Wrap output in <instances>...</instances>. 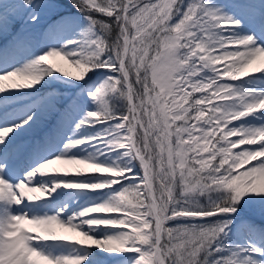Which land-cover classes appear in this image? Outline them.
Returning a JSON list of instances; mask_svg holds the SVG:
<instances>
[{
    "label": "snow or ice",
    "instance_id": "6c2138e0",
    "mask_svg": "<svg viewBox=\"0 0 264 264\" xmlns=\"http://www.w3.org/2000/svg\"><path fill=\"white\" fill-rule=\"evenodd\" d=\"M68 3L0 0V264H264V0Z\"/></svg>",
    "mask_w": 264,
    "mask_h": 264
},
{
    "label": "rangeland",
    "instance_id": "374dc122",
    "mask_svg": "<svg viewBox=\"0 0 264 264\" xmlns=\"http://www.w3.org/2000/svg\"><path fill=\"white\" fill-rule=\"evenodd\" d=\"M57 2L60 4V10L64 11V12H74L75 10L71 8V5H69L68 0H57ZM2 39V38H0ZM40 45H38L35 48V52L37 54H41L40 53ZM27 60V59H25ZM25 60H23V63ZM47 67H51L52 70L55 72L56 69H59L60 72L59 74H63V73H68V77L69 79L74 78L76 75L79 74V69L76 67V65L74 63H72L71 58H67V57H63V56H58V57H52L50 58L46 65ZM59 74H55L54 75H59ZM99 75V74H97ZM46 79H50V78H46ZM93 81H95L97 79V76H93L92 77ZM64 78L60 77V80L56 81L57 84L62 85V87H69L68 85H65L64 83ZM75 83V82H73ZM59 90V89H58ZM73 92H79V89H72ZM89 108L93 107L92 105H88ZM104 191H107V189H105ZM103 215H118V214H108V213H102Z\"/></svg>",
    "mask_w": 264,
    "mask_h": 264
},
{
    "label": "bare ground",
    "instance_id": "6f19581e",
    "mask_svg": "<svg viewBox=\"0 0 264 264\" xmlns=\"http://www.w3.org/2000/svg\"><path fill=\"white\" fill-rule=\"evenodd\" d=\"M4 43H5V41L3 39H0V47H2L4 45ZM24 62H27V60H25ZM22 64H23V61H21V64L20 65H17V66H21ZM254 68H264V58L258 60L257 63L254 65ZM250 72H251V70H250ZM256 74H258V73H256ZM17 82H20V81H17ZM5 83L7 84V83H10V82H5ZM50 126H51V122H50ZM231 139L235 140V139H237V137H232ZM246 147H249V146L248 145H242V146H239L238 148L234 149L233 151L234 152L235 151H240V150H242L243 148H246ZM252 163L254 164L255 161H253ZM52 167L53 168H64L66 166L56 164V165H53ZM247 167H249V165L243 166V168L241 169V171H243ZM69 174H74V172H72V170L69 169ZM101 175H108V174L107 173H104V174H101ZM37 195H42V194H37ZM93 215H103V214L102 213H99V214H93ZM117 230H119V229H117ZM57 232H59V233H61L63 235L75 236L76 239H81V237L77 236L76 234L69 233V232H65L64 230H61V229H57Z\"/></svg>",
    "mask_w": 264,
    "mask_h": 264
}]
</instances>
